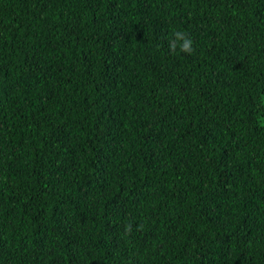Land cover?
Listing matches in <instances>:
<instances>
[{
    "label": "trees",
    "instance_id": "obj_1",
    "mask_svg": "<svg viewBox=\"0 0 264 264\" xmlns=\"http://www.w3.org/2000/svg\"><path fill=\"white\" fill-rule=\"evenodd\" d=\"M0 264H264V0H0Z\"/></svg>",
    "mask_w": 264,
    "mask_h": 264
},
{
    "label": "clouds",
    "instance_id": "obj_2",
    "mask_svg": "<svg viewBox=\"0 0 264 264\" xmlns=\"http://www.w3.org/2000/svg\"><path fill=\"white\" fill-rule=\"evenodd\" d=\"M176 35L177 36H181L182 34L181 33H176ZM190 44H191V40L190 39L185 40L181 50L185 51V52H190L191 51Z\"/></svg>",
    "mask_w": 264,
    "mask_h": 264
}]
</instances>
